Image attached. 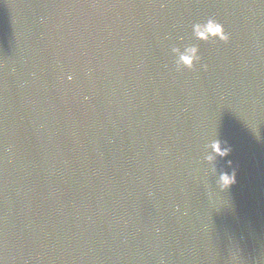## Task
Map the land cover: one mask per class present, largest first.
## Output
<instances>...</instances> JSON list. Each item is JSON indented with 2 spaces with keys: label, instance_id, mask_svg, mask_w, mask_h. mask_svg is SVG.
<instances>
[{
  "label": "water",
  "instance_id": "1",
  "mask_svg": "<svg viewBox=\"0 0 264 264\" xmlns=\"http://www.w3.org/2000/svg\"><path fill=\"white\" fill-rule=\"evenodd\" d=\"M0 264H264V0H0Z\"/></svg>",
  "mask_w": 264,
  "mask_h": 264
},
{
  "label": "clouds",
  "instance_id": "2",
  "mask_svg": "<svg viewBox=\"0 0 264 264\" xmlns=\"http://www.w3.org/2000/svg\"><path fill=\"white\" fill-rule=\"evenodd\" d=\"M191 36L192 40L183 42L181 37L182 46L173 44L170 47V54L172 61L177 71L197 70L199 65L203 70L207 71L208 65L202 63L203 56L200 51V44L198 41L203 42H224L228 43L231 39L230 33L226 30L225 25L218 20L214 15H209L205 19L196 20L191 23ZM73 77L68 75L67 79L71 80ZM211 148V152L207 154L204 159L210 164L216 160L217 157H225L231 152V146L227 141H222L219 138L212 139L207 145ZM231 163V161H229ZM212 171L215 172V165L213 164ZM236 183V170L231 172L220 171L216 180V184L221 191L229 189Z\"/></svg>",
  "mask_w": 264,
  "mask_h": 264
}]
</instances>
